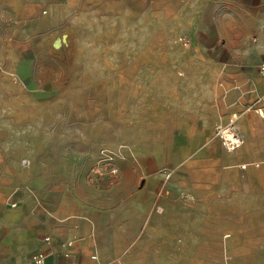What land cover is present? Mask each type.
I'll list each match as a JSON object with an SVG mask.
<instances>
[{"label": "crops", "instance_id": "obj_1", "mask_svg": "<svg viewBox=\"0 0 264 264\" xmlns=\"http://www.w3.org/2000/svg\"><path fill=\"white\" fill-rule=\"evenodd\" d=\"M80 1L0 0V264H264V0L163 1L169 19L175 5L210 31L209 75L227 60L231 79L196 109L190 94L144 104L143 123L169 131L145 153L121 150L120 179L101 186L34 143L29 113V46L58 38ZM213 100L224 103L209 122ZM233 114L244 141L229 151L210 127Z\"/></svg>", "mask_w": 264, "mask_h": 264}, {"label": "rangeland", "instance_id": "obj_2", "mask_svg": "<svg viewBox=\"0 0 264 264\" xmlns=\"http://www.w3.org/2000/svg\"><path fill=\"white\" fill-rule=\"evenodd\" d=\"M163 1H80L71 20L59 25L58 38L29 46L37 52L40 80L30 87L32 132L41 137L34 143H47L71 167L84 168L86 184H115L123 170L121 150L145 153L169 131L143 123L144 104L168 93L176 99L190 94L196 109V96L211 95L213 86L231 79L224 73L227 60L220 61L219 76L209 75L211 47L200 39L210 31L196 29L191 14L178 19L175 5L169 19ZM212 31L220 37V30ZM182 35L190 46L178 41ZM223 103L204 104L209 122ZM218 125L210 127L213 134Z\"/></svg>", "mask_w": 264, "mask_h": 264}, {"label": "built area", "instance_id": "obj_3", "mask_svg": "<svg viewBox=\"0 0 264 264\" xmlns=\"http://www.w3.org/2000/svg\"><path fill=\"white\" fill-rule=\"evenodd\" d=\"M178 39L182 42L183 45L187 47L192 44V41L187 36L182 35L179 36ZM261 71L264 72V61L261 64ZM258 113L261 116H264V108H258ZM236 118L237 115L233 114L231 115L230 121L227 124H219L218 126H216V133L219 136L222 145H224V147L229 151L239 148L244 141V136L236 124ZM242 167H245V165H243ZM35 260L37 264H42L41 255L36 256Z\"/></svg>", "mask_w": 264, "mask_h": 264}]
</instances>
